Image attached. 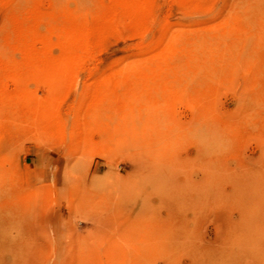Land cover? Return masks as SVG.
<instances>
[{
  "label": "rangeland",
  "instance_id": "rangeland-1",
  "mask_svg": "<svg viewBox=\"0 0 264 264\" xmlns=\"http://www.w3.org/2000/svg\"><path fill=\"white\" fill-rule=\"evenodd\" d=\"M0 264H264V0H0Z\"/></svg>",
  "mask_w": 264,
  "mask_h": 264
}]
</instances>
